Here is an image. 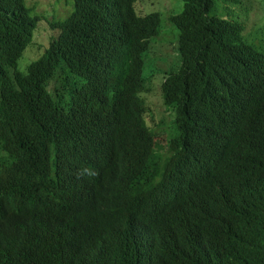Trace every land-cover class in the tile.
<instances>
[{"label":"trees","instance_id":"obj_1","mask_svg":"<svg viewBox=\"0 0 264 264\" xmlns=\"http://www.w3.org/2000/svg\"><path fill=\"white\" fill-rule=\"evenodd\" d=\"M69 1L33 52L31 0H0V264H264V52L245 26L174 0L182 66L155 84L161 12Z\"/></svg>","mask_w":264,"mask_h":264},{"label":"rangeland","instance_id":"obj_2","mask_svg":"<svg viewBox=\"0 0 264 264\" xmlns=\"http://www.w3.org/2000/svg\"><path fill=\"white\" fill-rule=\"evenodd\" d=\"M260 2L261 0H242L239 10L232 11L229 6L222 2V0H214L212 14L217 12L219 14L224 13L223 15L229 16L231 20L241 23L245 26L242 37L243 41L264 52V20H261L255 25L260 16L261 18H264L258 9V4ZM72 4L74 5V2L69 0H31L30 3L28 2V5L31 8L33 7L32 9L34 10V13L44 18L38 25L34 34L36 42H42L43 45L34 46L33 52L40 51V48H46L51 39L57 36V31L51 28L49 22L53 20L60 21L68 17L73 9ZM142 6L148 7L150 12L157 11L163 14L161 17V33L157 40L159 39L163 45L170 47L176 52L168 53L167 47L164 46L155 50L151 57L149 55L150 53L147 54V56H149L146 62L145 75L146 77L153 75L156 84L157 81L162 82L164 80L165 71L171 69L173 65H175L177 67L176 70L179 71L182 66V60L180 62V56L178 54L179 30L167 18L170 14L180 13L182 4L174 0H142ZM155 84L152 88H148L146 93L152 90L155 87ZM158 98L157 95L152 96L151 100L154 106ZM174 119V113H169L164 121L157 123L155 129L161 134L159 139L160 143H166L167 136L176 132L175 126L173 125Z\"/></svg>","mask_w":264,"mask_h":264},{"label":"clouds","instance_id":"obj_3","mask_svg":"<svg viewBox=\"0 0 264 264\" xmlns=\"http://www.w3.org/2000/svg\"><path fill=\"white\" fill-rule=\"evenodd\" d=\"M36 15V14H35ZM36 16H38V15H36ZM38 17H40L41 18V21L44 19L43 17H41V16H38ZM40 21V22H41ZM61 21V20H60ZM40 22H39V24H40ZM52 21H50L49 23H51ZM38 24V25H39ZM38 28V27H37ZM37 30V29H36ZM244 30H245V28H244ZM244 32V31H243ZM242 37H243V33H242ZM242 40H243V38H242ZM244 42V41H243ZM244 43H246V42H244ZM248 44V43H247ZM97 187V189H98V191H99V193H100V195H102L103 197H107V190L105 189V187L102 185V184H100V185H97L96 186ZM118 199V202H119V204L121 205V206H123L126 210H127V212H129L130 211V209L132 208V206H133V202H134V199H133V197L132 196H124V195H119L118 194V197H117ZM92 217H97V215L96 214H93V215H91ZM103 225H104V227H103V234L104 233H106V231H107V227H106V225H105V223L103 222ZM9 242V237H7L6 236V234H5V231H4V228H3V225H2V221H1V215H0V244H2V243H8ZM179 248V244H177V249ZM184 250H185V248H184ZM175 256V255H174ZM171 263L170 264H173V261H170Z\"/></svg>","mask_w":264,"mask_h":264},{"label":"bare ground","instance_id":"obj_4","mask_svg":"<svg viewBox=\"0 0 264 264\" xmlns=\"http://www.w3.org/2000/svg\"><path fill=\"white\" fill-rule=\"evenodd\" d=\"M144 235H145V234H144ZM137 236H138V235H137ZM140 236H141V235H140ZM145 236H146V235H145ZM145 236H144V237H145ZM143 240H144V238H143Z\"/></svg>","mask_w":264,"mask_h":264}]
</instances>
